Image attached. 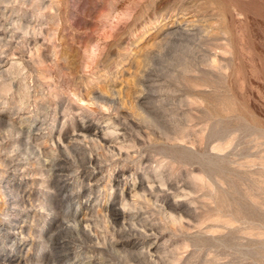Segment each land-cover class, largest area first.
Wrapping results in <instances>:
<instances>
[{"label":"rangeland","instance_id":"374dc122","mask_svg":"<svg viewBox=\"0 0 264 264\" xmlns=\"http://www.w3.org/2000/svg\"><path fill=\"white\" fill-rule=\"evenodd\" d=\"M2 223L0 264H264V0H0Z\"/></svg>","mask_w":264,"mask_h":264},{"label":"bare ground","instance_id":"6f19581e","mask_svg":"<svg viewBox=\"0 0 264 264\" xmlns=\"http://www.w3.org/2000/svg\"><path fill=\"white\" fill-rule=\"evenodd\" d=\"M21 124V123H20ZM20 130H21V128H20ZM25 131V130H24ZM20 132V131H19ZM22 132V131H21ZM26 132V131H25ZM31 133V132H30ZM19 134H21V133H19ZM29 134V133H28ZM25 136V135H24ZM28 136V138H27V143L28 144H30V145H33V147L34 146H36V148L34 147V149H35V152L36 153H40V154H43V157H45V159L43 160V161H45V165H47L46 167V170H48L49 169V171H64L65 170V168H64V166H62L61 164H59L60 162H59V160L57 159L56 160V158H53V157H49L48 155H47V153L46 152H44V150L40 147V146H38V144L36 145V143H33V140H32V138L30 137V135H27ZM88 136V135H87ZM60 139H61V137H60ZM26 146H29V145H26ZM19 147V146H18ZM18 147H17V149H18ZM57 148V147H56ZM16 149V150H17ZM52 149H54V148H52ZM51 149V150H52ZM15 151V150H14ZM18 151V150H17ZM22 152V151H21ZM21 152H20V154H21ZM30 152H31V150H30ZM32 152L33 153H35L33 150H32ZM50 152V151H49ZM48 152V153H49ZM53 152H54V150H53ZM32 153V154H33ZM35 153V154H36ZM18 152H15V153H13V154H10L9 156H8V158H9V160H8V163L9 164H11V166L13 167V168H15V169H21L23 166H22V163H21V155H20ZM35 154H33V155H35ZM53 156H56V155H53ZM42 157V156H41ZM60 158V157H59ZM38 159V158H37ZM63 160V159H62ZM88 160H89V158H88ZM98 160V159H97ZM85 162V161H84ZM91 163V162H90ZM96 164V163H95ZM90 165V164H89ZM68 166V165H67ZM99 166H100V164H99ZM45 167V166H44ZM69 169V168H68ZM76 169V168H75ZM49 171L47 172V173H49ZM73 171V170H72ZM72 173V172H71ZM73 174V173H72ZM57 175V174H56ZM68 175H69V178H70V174L68 173ZM66 176V175H65ZM86 176V175H85ZM56 177H59V176H56ZM72 178V177H71ZM86 178V177H85ZM61 180H62V178H60ZM75 179H78V177H75ZM87 179H90V178H87ZM81 180V179H80ZM76 181V180H75ZM77 182V181H76ZM75 182V183H76ZM60 183V182H59ZM87 184L88 182H84V184ZM90 183V182H89ZM74 184V183H73ZM118 184V183H117ZM119 184H120V182H119ZM70 186H72V181H63L62 182V184L60 185V188L62 189H67V188H69ZM79 186H83V184H79ZM116 186V185H115ZM79 191V190H78ZM11 202V201H10ZM70 208V207H69ZM75 212V211H74ZM73 212V213H74ZM114 212V211H113ZM109 213V212H108ZM115 218H122V219H125V218H130V219H132L133 218V216L132 215H129V216H126V215H121L120 214V212H118L117 210L115 211ZM113 216V215H112ZM114 217V216H113ZM79 220V219H78ZM116 221V220H115ZM14 223V222H13ZM77 224L79 223V222H76ZM135 223V222H134ZM97 224V223H96ZM80 225V224H79ZM132 225V224H131ZM5 224H1L0 225V227H3V228H5ZM12 226V225H11ZM16 228V227H15ZM15 232V231H14ZM20 232H21V229H20ZM145 232V231H144ZM23 233V232H22ZM146 234V233H145ZM147 235V234H146ZM13 236V235H12ZM6 241L5 240H1L0 241V250H4V247H3V243H5ZM68 246V249L70 248L69 247V244H67ZM54 246V245H53ZM78 247V246H77ZM3 254V256L2 255H0V262H4V261H6V260H10L11 258H10V256H9V254L8 253H5V252H3L2 253ZM69 255H73V256H71V258H77V254H67L66 256L67 257H69ZM80 258V257H79ZM79 258H77V259H79ZM81 259V258H80ZM83 261V260H82ZM81 261V262H82ZM85 263H87V262H84L83 261V264H85Z\"/></svg>","mask_w":264,"mask_h":264}]
</instances>
